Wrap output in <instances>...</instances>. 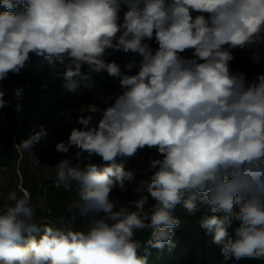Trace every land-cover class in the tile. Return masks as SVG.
<instances>
[{"label":"clouds","instance_id":"obj_1","mask_svg":"<svg viewBox=\"0 0 264 264\" xmlns=\"http://www.w3.org/2000/svg\"><path fill=\"white\" fill-rule=\"evenodd\" d=\"M0 8V82L32 54L64 66L68 92L92 89L94 73L119 82L55 145L66 154L51 166L55 186L75 189L63 215L38 222L42 201L0 194V264H147L148 247L176 246L180 205L203 210L196 223L221 264L264 260V74L249 81L230 67L231 49L264 33V0H0ZM107 50L139 63L122 71ZM22 98V87L12 100L0 90V109L14 101L20 111ZM46 137L41 126L16 146L31 152ZM145 148L153 154L141 169L117 162ZM130 184L133 199L113 196Z\"/></svg>","mask_w":264,"mask_h":264},{"label":"rangeland","instance_id":"obj_2","mask_svg":"<svg viewBox=\"0 0 264 264\" xmlns=\"http://www.w3.org/2000/svg\"><path fill=\"white\" fill-rule=\"evenodd\" d=\"M149 43L153 48L157 47L154 41H149ZM231 52L234 56L233 61L230 63L233 72H243L249 81L258 74H264V33L261 34L257 43L250 45L248 48L237 47L231 49ZM182 55L190 57L191 51H186ZM104 59L107 62L115 61L121 65L122 71H126L124 69L126 63L135 60L138 65L140 58L131 53L125 54L120 51L107 50ZM31 64L33 67L30 80L34 84L29 86L28 90L23 89V98L25 100L20 101L21 110H14V101L13 107L0 109V155H3L7 160V164L0 165V194L6 195L11 190L27 191L30 194L28 185L31 187L36 186L38 187L36 200L37 202L42 201L43 207H45L37 214V220H48V218L53 220L65 213L66 209H64L63 205L67 206L75 196V189L72 192H66L62 187L58 189L55 186V173L51 166L66 155L57 152L55 145L59 141L65 140L73 127H79L76 121L81 110L95 111L97 110L96 108L103 107L108 97L119 91V82L109 77L106 72L94 73L93 80L95 84L92 89L81 88L78 93H72L63 88V79L61 83L56 84L57 78L61 75L60 73L64 71L63 65L60 64L57 67L56 64L50 65L48 62L36 60H33ZM137 70V68H134L129 74H134ZM17 75L9 74L8 79L0 82V90L4 91L5 99L7 100H12L16 87H22ZM47 97L53 101L52 105L55 112L54 126L47 132L46 139L35 144L31 152L21 150L16 146L18 145L17 143L29 138L36 132L32 125H28V128L31 129L29 134L24 135L22 133V127L27 121L26 114H33V111L39 112L38 108L40 105H46L45 100ZM71 151L74 152L75 149ZM16 153L19 154L18 159L16 158ZM152 154V151L147 148L143 149V153L138 151L136 157L133 156L126 167L141 169L147 162V158ZM21 157L24 158V162H22ZM98 159L99 157L94 158L93 162H97ZM23 165L26 166L25 172L22 169ZM140 178V176L137 177L138 180ZM135 186V184L128 185L126 193H121L117 189L113 192V196L120 198L121 202L133 199ZM48 197L54 201L53 203L57 210H62V214L61 212H55L53 216L49 214V202L46 203ZM238 223V221H234L232 227L235 228ZM241 261L242 259L236 260L232 258L226 261L225 264H243ZM244 264L264 263L257 259L252 262L246 261Z\"/></svg>","mask_w":264,"mask_h":264},{"label":"trees","instance_id":"obj_3","mask_svg":"<svg viewBox=\"0 0 264 264\" xmlns=\"http://www.w3.org/2000/svg\"><path fill=\"white\" fill-rule=\"evenodd\" d=\"M19 7V5L17 6ZM3 9L0 8V11ZM33 60L36 61H42L47 62V60L43 57H38L34 54L31 55V58L29 62L26 63V65L20 70L18 76L19 82H21L22 88L24 90H28L27 88L31 86L33 83L32 80H30V77L32 76V67L33 65L31 62ZM57 67H59L60 63H55ZM61 74V73H60ZM57 83L62 82V76L59 75L57 78ZM22 100H25V98H22ZM46 105H40L38 108V111H33L32 113L26 114L27 118L24 123V127H22V133L24 135H28L29 131L31 129L28 128V125H32V128L36 129V132L40 130L41 126L48 132L53 126L54 121V109H53V101H51L48 97L46 98ZM36 108V107H35ZM31 119L29 120V118ZM19 135V134H18ZM21 141H19L17 144H19ZM14 147V146H13ZM16 151V148H13ZM13 149H11L13 151ZM143 153V149L139 150V152ZM10 156L11 154L8 153ZM138 152L134 155H136ZM16 158L19 156L18 153H16ZM133 157V156H132ZM132 157H121L118 158V163H123L125 166L129 163L130 159ZM22 162L23 157H21ZM18 159V158H17ZM97 164L102 163L101 159L99 158ZM7 164L6 158L2 155H0V165ZM23 172L26 170V166H22ZM38 186V185H37ZM41 186V185H40ZM61 189V188H58ZM28 190L30 191L31 199L34 203H37V190L38 187H31L28 185ZM18 191V190H17ZM20 192V191H18ZM75 192V191H74ZM2 202V201H0ZM48 204V210H50L49 214H53L55 212H61L62 210H57L55 204L53 203L52 199L48 197L46 199V203ZM64 209H66V205H63ZM45 207L37 208V214ZM203 214V210L196 212L195 214L189 213L182 205L177 206L174 215L181 220V226L174 230V235L172 237L173 242L175 243V247L171 250L168 249L167 246H165L164 249L159 250L155 248H147L148 257H147V264H221V261L223 260V256L220 254V248L218 246L212 245L210 243V238L205 234L204 230L199 228L196 221L197 219ZM48 220H51L48 218ZM48 220L39 219L38 222H46ZM150 238V232L143 231L137 233V239H139L142 244H144V247L140 249V255L145 254V247L146 241ZM253 260L257 259H250V258H243L242 263L252 262ZM262 263H264V260H260Z\"/></svg>","mask_w":264,"mask_h":264}]
</instances>
